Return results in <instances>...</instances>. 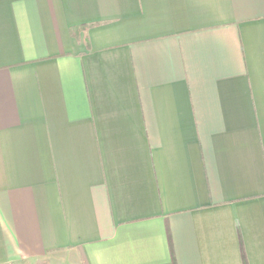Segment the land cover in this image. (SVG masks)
<instances>
[{
  "label": "crops",
  "instance_id": "1",
  "mask_svg": "<svg viewBox=\"0 0 264 264\" xmlns=\"http://www.w3.org/2000/svg\"><path fill=\"white\" fill-rule=\"evenodd\" d=\"M242 250L264 264V0H0V264Z\"/></svg>",
  "mask_w": 264,
  "mask_h": 264
},
{
  "label": "trees",
  "instance_id": "2",
  "mask_svg": "<svg viewBox=\"0 0 264 264\" xmlns=\"http://www.w3.org/2000/svg\"><path fill=\"white\" fill-rule=\"evenodd\" d=\"M170 250H171V246H170ZM247 261H246V259H245V256H244V252H243V250H242V264H247L246 263Z\"/></svg>",
  "mask_w": 264,
  "mask_h": 264
}]
</instances>
